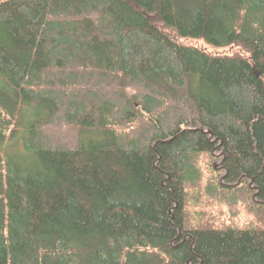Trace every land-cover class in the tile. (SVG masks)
Wrapping results in <instances>:
<instances>
[{
    "label": "trees",
    "instance_id": "16d2710c",
    "mask_svg": "<svg viewBox=\"0 0 264 264\" xmlns=\"http://www.w3.org/2000/svg\"><path fill=\"white\" fill-rule=\"evenodd\" d=\"M0 264H264V0L0 3Z\"/></svg>",
    "mask_w": 264,
    "mask_h": 264
},
{
    "label": "rangeland",
    "instance_id": "374dc122",
    "mask_svg": "<svg viewBox=\"0 0 264 264\" xmlns=\"http://www.w3.org/2000/svg\"><path fill=\"white\" fill-rule=\"evenodd\" d=\"M193 45L209 50L208 44L203 40L193 41ZM204 172L206 173L207 170ZM206 177L208 178L207 173ZM202 202H204L206 207L203 208V204L200 202L199 204H193L194 206L190 209V212L192 213L190 228L192 229H197L200 225L210 227L211 229H217L219 226L224 225V228L244 229L245 226L252 221V216H250L243 207L238 210L236 217H232V213L226 205L219 203L210 205L205 203V200ZM202 215L206 217L204 219L206 224L203 222Z\"/></svg>",
    "mask_w": 264,
    "mask_h": 264
},
{
    "label": "water",
    "instance_id": "95a60500",
    "mask_svg": "<svg viewBox=\"0 0 264 264\" xmlns=\"http://www.w3.org/2000/svg\"><path fill=\"white\" fill-rule=\"evenodd\" d=\"M3 1H8V0H0V3L3 2Z\"/></svg>",
    "mask_w": 264,
    "mask_h": 264
},
{
    "label": "bare ground",
    "instance_id": "6f19581e",
    "mask_svg": "<svg viewBox=\"0 0 264 264\" xmlns=\"http://www.w3.org/2000/svg\"><path fill=\"white\" fill-rule=\"evenodd\" d=\"M9 1V0H8ZM3 2H6V1H3ZM2 3V2H1Z\"/></svg>",
    "mask_w": 264,
    "mask_h": 264
}]
</instances>
